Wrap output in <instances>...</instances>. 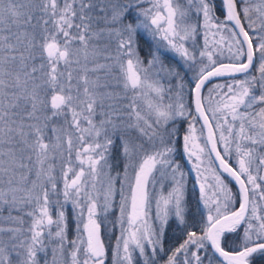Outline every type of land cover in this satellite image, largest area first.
<instances>
[{"label":"snow or ice","instance_id":"snow-or-ice-1","mask_svg":"<svg viewBox=\"0 0 264 264\" xmlns=\"http://www.w3.org/2000/svg\"><path fill=\"white\" fill-rule=\"evenodd\" d=\"M262 172L264 0H0V264H264Z\"/></svg>","mask_w":264,"mask_h":264},{"label":"rangeland","instance_id":"rangeland-1","mask_svg":"<svg viewBox=\"0 0 264 264\" xmlns=\"http://www.w3.org/2000/svg\"><path fill=\"white\" fill-rule=\"evenodd\" d=\"M257 27H259V23L258 22H257ZM212 39H213V37L209 36L210 43H211ZM216 39H219V37L217 36ZM198 43L201 46L203 45V38L202 37L198 38ZM228 55H229V53L225 49L224 56L222 57V59H225V62H228L227 59H226V57H228ZM168 56L170 58H172L173 60L177 61V63H178V57H173V55L171 53H169ZM255 74L258 75V73H255ZM197 128H199V124L197 125ZM181 134H183V129L181 130ZM178 147H179V145H178ZM181 151H182V149H181ZM180 163L182 164V166L184 168V171L186 173V176H185V180H186V199L188 200V197H187L188 196L187 185H188L190 179L193 181L194 187L196 188V190L198 192V196H199V183L197 182V172L195 171V169L193 167L192 161L189 160L186 156H184V157H182L180 159ZM207 167H208L207 160H205L204 163L201 165V171L203 172V175L208 176L209 179H211V172L210 171H204V169L207 168ZM59 171H60L59 166H57V168H56V174L57 175H59ZM262 174H264V172H262ZM233 185H232V190H233V192H235V191H237V188L234 187ZM61 187H62V184H61ZM156 190L159 191V186H157ZM172 223H175V222L174 221H170V225ZM117 235H119L118 226H117V229L113 230V231H108V230L105 229V227L102 226V237H103V239L105 240V242L107 244L106 247H114L115 240L112 239V237L117 236ZM68 236H69V239H72L75 236V224H74V221L71 220V219L69 220ZM41 255H43V254H41ZM50 258L51 257H49V259ZM141 264H142V262H141Z\"/></svg>","mask_w":264,"mask_h":264},{"label":"trees","instance_id":"trees-1","mask_svg":"<svg viewBox=\"0 0 264 264\" xmlns=\"http://www.w3.org/2000/svg\"><path fill=\"white\" fill-rule=\"evenodd\" d=\"M216 3L219 4V0H216ZM141 46L143 48H145V51L147 50L146 45L144 43ZM142 55H143V53H142ZM165 62L168 64H171V65L177 64V61L173 60L169 56H167ZM226 79H229V78H220V79L214 80L213 82L214 83H223ZM232 163H234V161H232ZM233 186L235 187V185H233ZM187 193H188L187 202H188V207H189L190 213H191V215L188 218L190 220H192L193 217L198 219L199 216L196 213L198 192H197L196 188L194 187L193 181L191 179L187 185ZM189 230H191V229H189ZM185 238L186 237H185L184 233L182 232V230L180 228H177L175 223H172L171 226L167 229L166 234H165V245H164L165 249H168L169 247L174 248V247L178 246L179 243H182L183 239H185ZM161 255H163V254H161ZM164 259H166V256H164ZM160 264H163V260L160 261Z\"/></svg>","mask_w":264,"mask_h":264},{"label":"water","instance_id":"water-1","mask_svg":"<svg viewBox=\"0 0 264 264\" xmlns=\"http://www.w3.org/2000/svg\"><path fill=\"white\" fill-rule=\"evenodd\" d=\"M225 78H227V77H225ZM216 79H220V78H214V80H216ZM205 133H206V130H205ZM216 163L218 164V162H216ZM235 187L238 189V185H235Z\"/></svg>","mask_w":264,"mask_h":264},{"label":"flooded vegetation","instance_id":"flooded-vegetation-1","mask_svg":"<svg viewBox=\"0 0 264 264\" xmlns=\"http://www.w3.org/2000/svg\"><path fill=\"white\" fill-rule=\"evenodd\" d=\"M142 44H143V42H142ZM101 236H102V229H101ZM102 239H103V237H102ZM107 245V244H106Z\"/></svg>","mask_w":264,"mask_h":264}]
</instances>
